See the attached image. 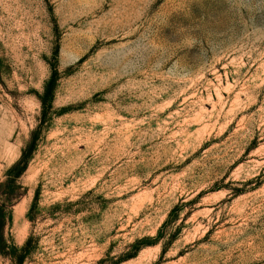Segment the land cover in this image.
Wrapping results in <instances>:
<instances>
[{
	"label": "rangeland",
	"instance_id": "rangeland-1",
	"mask_svg": "<svg viewBox=\"0 0 264 264\" xmlns=\"http://www.w3.org/2000/svg\"><path fill=\"white\" fill-rule=\"evenodd\" d=\"M0 264H264V0H0Z\"/></svg>",
	"mask_w": 264,
	"mask_h": 264
},
{
	"label": "trees",
	"instance_id": "trees-1",
	"mask_svg": "<svg viewBox=\"0 0 264 264\" xmlns=\"http://www.w3.org/2000/svg\"><path fill=\"white\" fill-rule=\"evenodd\" d=\"M31 139H32V137H31ZM33 139H34V137H33ZM27 152H28V151H27ZM26 156H27V153H24V154H23V158H26ZM29 244H30V238H28V239L25 241L24 246H23V248L21 249V255H18V256L16 257V262H17V263H19L20 258L22 257V255L25 254L26 251L28 250Z\"/></svg>",
	"mask_w": 264,
	"mask_h": 264
}]
</instances>
